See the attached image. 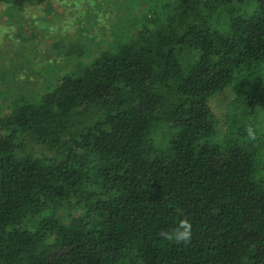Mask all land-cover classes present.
<instances>
[{
    "label": "trees",
    "instance_id": "obj_1",
    "mask_svg": "<svg viewBox=\"0 0 264 264\" xmlns=\"http://www.w3.org/2000/svg\"><path fill=\"white\" fill-rule=\"evenodd\" d=\"M149 1L0 97V264H264V0ZM184 217L190 243L160 236Z\"/></svg>",
    "mask_w": 264,
    "mask_h": 264
},
{
    "label": "rangeland",
    "instance_id": "obj_2",
    "mask_svg": "<svg viewBox=\"0 0 264 264\" xmlns=\"http://www.w3.org/2000/svg\"><path fill=\"white\" fill-rule=\"evenodd\" d=\"M149 2L152 5L155 0ZM143 3L144 0H33L17 8L0 2V97L39 93L73 64L87 61L102 48H111L112 36L119 32L116 27L127 29ZM72 46L85 50L81 54L80 50L70 52ZM231 97L228 89L211 97L220 130L221 116Z\"/></svg>",
    "mask_w": 264,
    "mask_h": 264
},
{
    "label": "clouds",
    "instance_id": "obj_3",
    "mask_svg": "<svg viewBox=\"0 0 264 264\" xmlns=\"http://www.w3.org/2000/svg\"><path fill=\"white\" fill-rule=\"evenodd\" d=\"M246 132L249 139L254 140L256 138V132L252 126H248ZM159 234L167 241L176 244H188L191 242L193 236L192 223L189 218L184 217L179 220L175 228L171 230L162 229Z\"/></svg>",
    "mask_w": 264,
    "mask_h": 264
}]
</instances>
